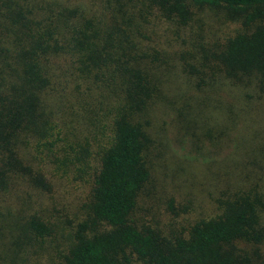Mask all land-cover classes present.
<instances>
[{
  "label": "trees",
  "instance_id": "1",
  "mask_svg": "<svg viewBox=\"0 0 264 264\" xmlns=\"http://www.w3.org/2000/svg\"><path fill=\"white\" fill-rule=\"evenodd\" d=\"M205 8L236 28L213 33ZM258 104L264 0H0V264L40 250L53 264H249L239 244L261 257L264 145L237 154ZM152 115L166 146L223 164L227 182L216 216L170 237L132 218ZM71 168L90 184L73 226L21 193Z\"/></svg>",
  "mask_w": 264,
  "mask_h": 264
},
{
  "label": "rangeland",
  "instance_id": "2",
  "mask_svg": "<svg viewBox=\"0 0 264 264\" xmlns=\"http://www.w3.org/2000/svg\"><path fill=\"white\" fill-rule=\"evenodd\" d=\"M199 17L205 24L213 25V33L216 32L219 36L231 33L236 28V24L228 21L220 10L205 8L200 10ZM166 39L169 42L172 40L169 36H166ZM248 112L250 113L245 116L248 114L250 119L243 117L246 120L242 130L238 131L237 137L241 144L237 149L238 155L254 152L253 149L264 145V105L258 104L254 109L249 107ZM219 115L226 118L225 113ZM155 123L152 115L149 119L148 129L151 131L148 132L147 154L143 159L149 177L132 218L139 226L155 228L162 236L170 237L188 229L200 219L216 216L219 207L214 201L227 182L222 175L223 164L195 162V159L185 157L186 150L182 149L173 152L172 146H166L162 139L165 131L157 129ZM157 124L160 126V122ZM75 172L71 168L67 173L57 172L54 177L47 175L45 181L50 186L47 190L24 186L21 193L25 191L23 197L30 206L33 204L38 210L42 209V206L49 209L53 204L52 209L57 211L61 221L73 226L83 217L81 206L86 201L90 188L87 178L79 179ZM238 179V176H232L233 181ZM253 182L257 183V180H253L252 184ZM12 193L16 195L15 191ZM14 201L15 198H10V203L6 202L9 208L19 205L11 203ZM256 247L257 245L239 244L240 251L236 250L237 259L245 254L250 258L249 264H264V240L256 250L261 257L249 254ZM21 258L17 255L16 261ZM27 264L53 263L49 254L40 250V257H29Z\"/></svg>",
  "mask_w": 264,
  "mask_h": 264
}]
</instances>
